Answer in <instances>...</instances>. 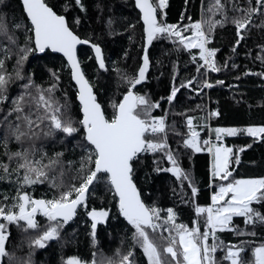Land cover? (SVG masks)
I'll list each match as a JSON object with an SVG mask.
<instances>
[{
  "label": "snow or ice",
  "instance_id": "1",
  "mask_svg": "<svg viewBox=\"0 0 264 264\" xmlns=\"http://www.w3.org/2000/svg\"><path fill=\"white\" fill-rule=\"evenodd\" d=\"M189 6L184 0L180 20L168 23V0H126L124 7L138 10L135 17L118 12L110 0H0V182L8 185L0 192V264H35L37 250L53 242L60 264H264V238L254 239L264 235V174L239 172L245 150L264 146V119L212 128L206 121L221 117L218 108L197 104L173 111L181 89L203 97L205 89L225 84L209 79L231 60L218 62L216 31L234 27L230 51L237 53L252 28L264 30V0H200L196 19L188 14ZM90 9L102 25L100 33L80 31L85 20L93 19ZM138 25L142 54L131 57L124 49L121 58L134 60L137 67L130 71L120 59L109 61L101 41L105 35L127 34L133 42ZM154 42H167L155 64L164 67V57L171 64L167 95L159 99L142 84L153 67L149 48ZM78 46L89 51L82 53ZM256 47L262 70L246 69L237 81L247 75L264 79V44ZM181 58L195 66L190 78L179 77ZM33 60L38 63L30 69ZM231 68L237 64L231 62ZM65 71L69 80L62 86ZM104 73H114L115 90L111 80L97 87ZM170 115L181 117L180 123H169ZM205 129L208 137L201 136ZM225 137L248 142L228 146ZM197 153L208 156L206 184L195 173ZM149 157L151 170L142 179L171 174L179 189L173 188L172 195L194 213L189 223L177 204L162 208L144 193L138 179ZM201 184L210 202H200ZM44 185L39 196L30 191ZM83 216L90 256L68 255L63 249L79 244L71 226ZM120 218L124 235L105 256L98 226ZM228 233L236 240L226 242L222 237Z\"/></svg>",
  "mask_w": 264,
  "mask_h": 264
},
{
  "label": "trees",
  "instance_id": "2",
  "mask_svg": "<svg viewBox=\"0 0 264 264\" xmlns=\"http://www.w3.org/2000/svg\"><path fill=\"white\" fill-rule=\"evenodd\" d=\"M90 2V0H89ZM113 3V6L117 8V11H123L124 15L132 14V17H135V12L131 8L124 7L126 0H110ZM200 8V0H190V6L188 9V14L193 17V19L198 18ZM184 9V0H168V7L166 8V22L175 23L180 20V13ZM89 14L93 17L92 20H85L84 24L81 26L80 31L84 33L85 31H95L100 33L102 25L96 21L95 13L89 11ZM183 22H187L186 20ZM259 21H257L258 23ZM142 29L138 25L136 28V36L133 42L128 40V35H117V36H103L102 44L104 46L105 55L109 61L121 60V66H126L129 70H134L137 65L133 59H128L126 63L121 59L123 57V50L128 49L131 57H137L142 54L141 49L137 47L140 41V33ZM235 33L234 27L232 25H226L223 30L217 29L215 34V44L214 46L219 49L217 52V60L219 63H223L224 60L228 57H231L228 68L223 69L218 73H211L209 79L214 81L215 79H222L225 81L223 86H214L212 89H205V95L201 97L195 92H191L187 89H181L178 93V97L175 101V108L173 111L181 112L184 110V107L195 108L197 104L207 105L209 108H218L222 115L218 118H213L211 120V127L215 128L217 126L228 127V126H242L247 123H258L264 119V109L261 108V101L264 98V79H261L255 75L242 76L239 81L235 79L236 76L243 73L246 69L251 70V72H259L262 70L261 61L256 59V53L259 49L256 47L258 44H264V30L258 28L251 29V36L246 42H242L237 46V53L233 54L230 51L231 44L234 42ZM167 44V42H154L153 45H150L149 54L153 57L152 64L153 67L150 69L148 79L143 84V90L151 92L154 99H159L161 95H167L170 81V71L171 64L168 57H164V67H159L155 64V60L160 56L161 48ZM170 46V45H168ZM83 52L89 51L87 46L79 47ZM249 49L251 51L249 52ZM248 53V55H245ZM174 58V57H172ZM83 59V56H82ZM231 62L237 64L236 69L231 68ZM38 61L33 60L31 64L28 65V68H34ZM43 64V61H39ZM57 67H59V61L56 62ZM180 79L190 78L191 75L195 74V66L191 64H186L184 58L180 60ZM11 66L9 65V68ZM111 68V64L109 63ZM88 71L91 72L92 76L95 77L96 72L91 67L87 66ZM163 73V76L160 74ZM63 82L67 84L69 80V75L67 71L62 73ZM47 77L45 76V79ZM37 79L39 80V73H37ZM111 80L113 81L111 87L112 90H115V75L114 73L109 76L108 73H104L100 76L99 83L97 87L100 88L102 85ZM229 84H235L236 87L229 88ZM140 87V86H138ZM211 101V102H210ZM252 106L251 108L249 106ZM163 107H168L167 103H163ZM156 114H161L160 110H155ZM193 115H198L199 113H191ZM175 119L179 124L181 117L179 116H169V123ZM204 135V131L201 132V136ZM212 136L215 137V133H212ZM224 142L227 145L237 146L242 145L248 140L244 137H225ZM174 143V141H173ZM2 151V149H0ZM255 159L258 162H261L264 159V146H255L251 150H245L244 153V166L239 169V172L244 175H257L264 174V163H258L257 165H252L248 163L249 160ZM195 160V173L199 179L204 181V184L207 183V153H197L194 157ZM151 157L148 159V168L142 170L139 173L140 179L138 183L142 187L144 193L150 198L158 201L159 205L162 208H167L173 204L179 206L181 213V219L189 223L190 218L194 216V213L190 211L188 206L181 205L179 200L172 195V189L176 188L177 191L178 185L175 183V178L168 173H151L150 179L145 181L142 179L145 171L150 172L151 170ZM184 164L187 166V159H184ZM204 184H201V191L199 193V200L201 203L210 202L209 191L204 187ZM47 186H37L36 188L31 189L30 191L34 195H41L46 191ZM8 185L0 182V192L7 191ZM51 194L49 193V196ZM95 205L100 204V200L97 198L94 202ZM106 206V205H105ZM82 211V210H81ZM82 221H87V217H78L76 223L71 227L77 229V239L79 244H70L63 249L68 255L72 254H88L90 256V247L88 245L87 238V226ZM237 224L243 226L242 218L236 219ZM122 218L120 222L116 220H108L106 224L98 226V239L100 241V252L105 256L111 255L112 251L119 246L120 240L124 235ZM71 231V229H68ZM258 231H260L258 229ZM15 239L18 238V233L13 229L12 233ZM130 235V233L128 234ZM224 238L227 241H235L236 238L228 233L224 235ZM264 238V235H258L254 239L259 241ZM247 255L250 257V249L248 250ZM66 258V256L64 257ZM97 259H100V256H97ZM35 264H60L61 252L58 249V246L53 242L50 247L45 250H37L34 257Z\"/></svg>",
  "mask_w": 264,
  "mask_h": 264
},
{
  "label": "built area",
  "instance_id": "3",
  "mask_svg": "<svg viewBox=\"0 0 264 264\" xmlns=\"http://www.w3.org/2000/svg\"><path fill=\"white\" fill-rule=\"evenodd\" d=\"M169 23H172V22H169ZM235 85V84H233ZM206 123L210 124L211 126V121H206ZM209 133L207 132V129L204 130V135L202 137H208ZM211 138L213 139V141H215V137L212 136V133H211Z\"/></svg>",
  "mask_w": 264,
  "mask_h": 264
},
{
  "label": "rangeland",
  "instance_id": "4",
  "mask_svg": "<svg viewBox=\"0 0 264 264\" xmlns=\"http://www.w3.org/2000/svg\"><path fill=\"white\" fill-rule=\"evenodd\" d=\"M224 140H225V138H224ZM226 144V143H225ZM227 145V144H226ZM228 146H231V145H228Z\"/></svg>",
  "mask_w": 264,
  "mask_h": 264
},
{
  "label": "water",
  "instance_id": "5",
  "mask_svg": "<svg viewBox=\"0 0 264 264\" xmlns=\"http://www.w3.org/2000/svg\"><path fill=\"white\" fill-rule=\"evenodd\" d=\"M137 12H138V10H137ZM141 24H142V22H141ZM78 47H80V46H78Z\"/></svg>",
  "mask_w": 264,
  "mask_h": 264
}]
</instances>
